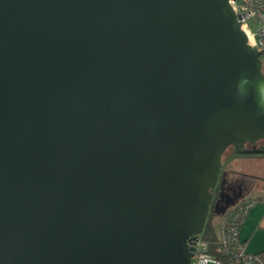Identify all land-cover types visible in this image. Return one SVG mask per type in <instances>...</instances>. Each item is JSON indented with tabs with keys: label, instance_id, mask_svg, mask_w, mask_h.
<instances>
[{
	"label": "water",
	"instance_id": "obj_1",
	"mask_svg": "<svg viewBox=\"0 0 264 264\" xmlns=\"http://www.w3.org/2000/svg\"><path fill=\"white\" fill-rule=\"evenodd\" d=\"M259 55L227 0H0V264H191Z\"/></svg>",
	"mask_w": 264,
	"mask_h": 264
},
{
	"label": "built area",
	"instance_id": "obj_2",
	"mask_svg": "<svg viewBox=\"0 0 264 264\" xmlns=\"http://www.w3.org/2000/svg\"><path fill=\"white\" fill-rule=\"evenodd\" d=\"M240 22L241 29L251 38V47L260 51L264 72V0H227ZM254 199L244 198L224 213L218 232L217 251L205 240L203 232L194 234L188 242L191 264H264V254L246 250L240 237V227Z\"/></svg>",
	"mask_w": 264,
	"mask_h": 264
},
{
	"label": "crops",
	"instance_id": "obj_3",
	"mask_svg": "<svg viewBox=\"0 0 264 264\" xmlns=\"http://www.w3.org/2000/svg\"><path fill=\"white\" fill-rule=\"evenodd\" d=\"M261 154V153H256ZM235 164L246 176L236 175L234 170L229 168V165ZM235 166V167H236ZM239 180V182H236ZM236 182L234 193L232 197L228 196L227 202L223 198L225 207L218 218L216 231L219 232L222 217L225 212L233 208L239 201L244 198L254 199V204L249 208L244 221L240 227V237L246 244V250L252 253L264 254V157H243L235 156L225 160L221 166L219 175V185L221 191H227L230 183ZM223 197V194H222ZM220 200L217 202H220ZM224 200V201H223ZM229 202V203H228ZM228 205L226 206V204Z\"/></svg>",
	"mask_w": 264,
	"mask_h": 264
},
{
	"label": "clouds",
	"instance_id": "obj_4",
	"mask_svg": "<svg viewBox=\"0 0 264 264\" xmlns=\"http://www.w3.org/2000/svg\"><path fill=\"white\" fill-rule=\"evenodd\" d=\"M250 96L254 100L257 114L264 116V76L253 79L244 75L237 82L234 98L245 102Z\"/></svg>",
	"mask_w": 264,
	"mask_h": 264
},
{
	"label": "trees",
	"instance_id": "obj_5",
	"mask_svg": "<svg viewBox=\"0 0 264 264\" xmlns=\"http://www.w3.org/2000/svg\"><path fill=\"white\" fill-rule=\"evenodd\" d=\"M231 147H233V151L232 153L229 154V156H227L225 160L235 156L249 155L246 153H238L237 149H239L240 147L237 145H232ZM260 149H264V147H260ZM211 192H212V201L209 207V211L202 232L205 240L209 242V244L211 245V250L214 252L217 251L216 247L218 245V232L216 231V228L213 224V220L217 215V202L222 198V194H223L221 191V187L219 185V179L216 185L211 189Z\"/></svg>",
	"mask_w": 264,
	"mask_h": 264
},
{
	"label": "rangeland",
	"instance_id": "obj_6",
	"mask_svg": "<svg viewBox=\"0 0 264 264\" xmlns=\"http://www.w3.org/2000/svg\"><path fill=\"white\" fill-rule=\"evenodd\" d=\"M260 147H264V138L256 141L255 143H251V145H248L247 148H260ZM232 151H233V147H231V146H229L224 151V153L222 155V165H223V163H225V159L227 158V156H229L230 153H232ZM261 156L264 157V154H262V153L261 154H249V155H244L243 157H255V158H257V157H261ZM235 166H236L235 164H231L230 163L229 168H231V170H234L236 175L243 176V177L246 176V175L242 174V171L234 169V168H238L237 166L236 167ZM236 182H239V180H237ZM236 182L230 183L228 185V190L227 191H225V190L223 191L222 199L224 198L226 200V202L228 201L227 200L228 196H226V195L228 194L229 196L232 197V193H234V191H235L234 187L236 186ZM226 202H223V204H222V200H220V202L217 205V215H216V217L213 220V224L215 226H217L218 218H219V216L221 215V212H222V207H223V205L225 207V203ZM228 203L226 204V206L228 205ZM224 207H223V209H224Z\"/></svg>",
	"mask_w": 264,
	"mask_h": 264
},
{
	"label": "flooded vegetation",
	"instance_id": "obj_7",
	"mask_svg": "<svg viewBox=\"0 0 264 264\" xmlns=\"http://www.w3.org/2000/svg\"><path fill=\"white\" fill-rule=\"evenodd\" d=\"M248 145H251V143H247V144H244V145H242V146H239L240 148H247L248 147Z\"/></svg>",
	"mask_w": 264,
	"mask_h": 264
},
{
	"label": "bare ground",
	"instance_id": "obj_8",
	"mask_svg": "<svg viewBox=\"0 0 264 264\" xmlns=\"http://www.w3.org/2000/svg\"><path fill=\"white\" fill-rule=\"evenodd\" d=\"M247 39H248V42L251 43V38L249 36H247Z\"/></svg>",
	"mask_w": 264,
	"mask_h": 264
}]
</instances>
